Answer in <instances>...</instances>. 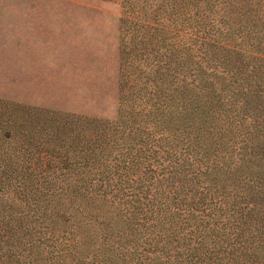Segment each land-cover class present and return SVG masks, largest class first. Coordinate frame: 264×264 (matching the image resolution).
<instances>
[{"label":"trees","instance_id":"obj_1","mask_svg":"<svg viewBox=\"0 0 264 264\" xmlns=\"http://www.w3.org/2000/svg\"><path fill=\"white\" fill-rule=\"evenodd\" d=\"M112 121L0 110V264H264V0H122Z\"/></svg>","mask_w":264,"mask_h":264},{"label":"rangeland","instance_id":"obj_2","mask_svg":"<svg viewBox=\"0 0 264 264\" xmlns=\"http://www.w3.org/2000/svg\"><path fill=\"white\" fill-rule=\"evenodd\" d=\"M122 17V0H0V110L114 120Z\"/></svg>","mask_w":264,"mask_h":264}]
</instances>
